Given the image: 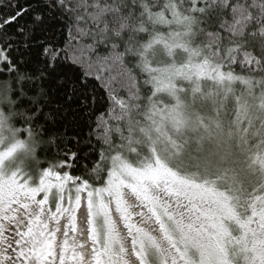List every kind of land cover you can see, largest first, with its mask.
<instances>
[{
	"label": "snow or ice",
	"instance_id": "obj_1",
	"mask_svg": "<svg viewBox=\"0 0 264 264\" xmlns=\"http://www.w3.org/2000/svg\"><path fill=\"white\" fill-rule=\"evenodd\" d=\"M0 264H264V0H0Z\"/></svg>",
	"mask_w": 264,
	"mask_h": 264
}]
</instances>
